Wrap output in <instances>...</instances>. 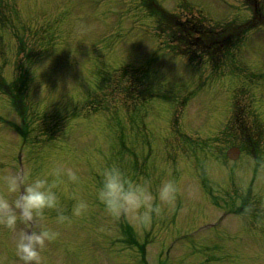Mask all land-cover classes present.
<instances>
[{
    "label": "rangeland",
    "instance_id": "1",
    "mask_svg": "<svg viewBox=\"0 0 264 264\" xmlns=\"http://www.w3.org/2000/svg\"><path fill=\"white\" fill-rule=\"evenodd\" d=\"M159 1L171 11L180 10L173 0ZM190 1L198 8L210 4L216 19L246 14L235 0H227L231 7L225 1ZM154 29V19L132 0H0L2 73L10 80L15 68L27 69L26 101L31 116L38 114L41 120L25 140L19 171V137L0 122V177L15 173L47 178L59 200L58 208L45 210L41 220L50 239L39 249V264H92L91 256L103 260L105 252L113 263L134 264L140 262L141 250L133 246L132 237L144 245L146 230L156 238L144 245L148 262L158 264L177 231H192L240 204L245 213H253L258 199L264 210V85L256 83L264 72V30L247 33L228 59L213 57L211 64L186 58L168 45L164 49ZM17 31L26 35L27 48L33 50L25 60L20 51L16 54ZM155 86L174 94L163 97V103V98L151 96ZM124 89L129 90L127 101L118 95ZM87 99L95 106L86 108ZM53 103L59 107L56 113L50 109ZM240 105H247L249 117L259 124L262 159L256 162L242 154L232 164L222 159L236 137L231 130L235 122L229 119ZM68 115L74 119L62 127ZM0 116L16 118L2 91ZM50 132L54 135H43ZM72 137V145H61ZM80 138L86 144L93 141L87 153L73 145ZM113 166L132 182L148 186L154 197L161 180H174V202L152 213L147 223L139 214L113 220L95 195L102 173ZM55 167L74 172L78 181L51 176ZM233 188L250 197L229 201L225 195L232 196ZM81 201L87 209L75 215ZM154 204L159 206V201L154 199ZM60 214L63 222H57ZM245 215L226 213L217 230L226 234L215 236L225 240L220 251L191 250L187 245L194 246L197 239L188 238L173 245L165 264H264V216L252 218L257 226L251 228ZM168 218L175 224L164 225ZM23 232L0 227V264H21L15 245ZM202 243L204 248L210 239Z\"/></svg>",
    "mask_w": 264,
    "mask_h": 264
},
{
    "label": "clouds",
    "instance_id": "2",
    "mask_svg": "<svg viewBox=\"0 0 264 264\" xmlns=\"http://www.w3.org/2000/svg\"><path fill=\"white\" fill-rule=\"evenodd\" d=\"M50 175L57 179L67 175L69 181H78L74 172H66L62 167L53 168ZM0 185L3 186V194H0V227L15 232L20 225H24L26 230L15 245L16 256L21 264H39V249L50 239V232L41 220L45 210L58 208L57 193L47 178H22L15 173L0 177ZM177 192L174 180L163 179L154 197L148 186L132 182L120 168L113 166L102 173L95 195L113 220L137 217L139 214L138 218L147 223L152 213H159L164 205L174 202ZM154 199L159 201V206L154 204ZM86 209L87 204L81 201L73 212L80 215ZM64 219L60 214L57 222Z\"/></svg>",
    "mask_w": 264,
    "mask_h": 264
}]
</instances>
